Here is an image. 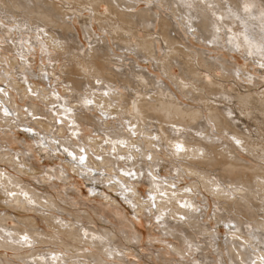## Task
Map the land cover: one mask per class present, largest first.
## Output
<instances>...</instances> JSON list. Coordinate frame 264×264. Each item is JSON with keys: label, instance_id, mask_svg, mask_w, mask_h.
Masks as SVG:
<instances>
[{"label": "rangeland", "instance_id": "obj_1", "mask_svg": "<svg viewBox=\"0 0 264 264\" xmlns=\"http://www.w3.org/2000/svg\"><path fill=\"white\" fill-rule=\"evenodd\" d=\"M53 1L57 2V7H59L61 13L65 12V10H66L67 15L64 17L62 16V14L60 15V13L59 14L57 13L61 19L63 18L64 20L68 21L70 19V16L72 17L71 18L72 23H73V26H75L74 27L75 31L74 30L73 31L76 33V41H77V42H75L76 49H74V50H71L69 46H67L66 44H63V43H62L63 45L62 44L59 45L58 43H56V41L52 43L51 41L46 39L47 38V32H45V31L40 32V34H37L36 31L32 30L31 28L23 27L21 30H18V31L15 30L13 33L14 39L20 43H23L22 48L21 49L19 48V51L22 53L21 56L24 57V59L22 60L20 58V55H18L20 52H15V50H13V46H12L13 44L4 43V41L8 40L9 38L7 37V33L3 30V27L8 29L9 28L8 25H10V21H8V19H1L2 23H0V74H1L0 75V89H3L4 92L7 93V95H5L4 92H0V109L7 108L11 111L12 114L10 116L6 117L3 113V111L0 110V117L4 118V119L0 118V172L4 173L3 177H7V175H10L14 178H16V177L18 179L20 178V180H21V183H19L20 187H21V185L24 187H26V185H27L28 189H30V191L32 192L31 194L30 193H28V194L30 196L32 195L36 201L31 202L30 205H32L33 207H35L38 210H36L35 213H31V211H24L25 213L33 214L36 217L40 216V215H38L39 213L44 215V216L47 214L46 215L47 217H48V215H50V214L52 215L54 213L53 215L58 217V218L54 219L55 221L51 220L52 217L54 218L53 215L49 216L50 218L48 217V220L50 219V222H52V223L54 222L55 224H58V222H57L58 220L59 221H65L66 220L67 222L71 221V222L75 223L76 225H80L79 223H81V224L83 223V225H85V227L87 229H88V227H90L89 228L90 230L95 229V230L99 231V233H103L104 228H106V229L110 228L111 233H109V235L111 236V235H113V233L116 234V237L119 238V239H117V238L115 239L116 242L121 244L120 249H123V251L124 250L125 251L124 252L122 251V253L121 252L117 253L116 251L112 250V253L110 255L108 253H104L105 248L101 247L100 244L96 245V244L87 243V242H74L72 239L68 238L66 235L63 234L64 235L63 236L62 233H56V231H55L56 229L51 228V226L49 227L48 224L45 223L43 219H41L43 221L38 219V224H39L38 226L39 227H38L37 231H41L42 233H44L46 237L43 236V238L46 239L47 241H49L50 243H48V244L41 243L40 244V242L38 243V241H36V240H33V241L30 240V242L32 241V244H33L32 248L33 249L52 248L54 250L55 249H60V250L62 249V254H60V253L57 254L58 255L57 257L62 258V256H64V258L66 259V262L61 263V264H71V261L76 259L75 257L70 258L69 257L70 254L75 256V255L80 254V253L89 254L92 252L100 254L103 259H107L108 264H113L112 261L109 262V260H112V259L116 264H205L206 262L208 264H219L218 255H217L218 252H215V251H216V249L223 247L221 245H224V244L221 242H222L223 236L225 234L227 237H230L231 240L236 239L239 242L240 241L245 242L246 244L244 243V247L250 251L252 257H254L255 254H256V256H258V258L263 256L264 255L263 254L264 253V229H263L264 224H262L263 221L262 222L260 221V219H261L260 216H254V218H249L248 220H246L247 225H248V223L251 224V226H250L251 229H253V230L256 229L255 231L259 232L258 233L259 237L257 236V238L262 239L260 241H262L261 246L263 248L261 249V247L259 246L260 248L257 247L259 249L258 250L255 246H254V248L251 246L253 244H250V243H252V240H254L255 241L254 244H256L258 242L257 238H251L250 239L251 241H249L247 243L243 239V237H240V235H239L241 233L240 229L235 230V229H232L231 227H225L226 224H229V225L232 224V223H230L231 220H221V219L218 220V215L216 214V211L219 210L218 206L220 205L219 203H221V202L217 199V197L219 195L220 196L225 195L226 192L217 193V195H216V193H214V192H216L215 190H217V189H214V187L207 185L208 183H210L208 180H204L201 176L198 177V175H193V174L191 175L190 172L186 171L184 169V167H182L178 164L177 165L180 168L178 170H180V173L175 172L173 169L174 165H172L173 160L170 156L171 154L174 155L172 152L170 155H168L169 153H167V151H164V152H162V154L161 153L159 154L161 157L160 159H154V161L152 160V162L151 161L149 162L147 159V157L149 156V150L152 147L156 148V146L150 144L151 148L147 147V144H146L147 142H145V143L143 142L144 139H142V138H144V136L141 134H140V136H139V134L134 136V137L131 136L127 132L128 125L121 126V120L120 119H117V120L109 119V117H121L124 120L132 122V120H131L132 116L127 114V111L126 112L122 111L121 113H119L118 116H116L115 114H109V116L107 115L106 117L99 116L96 113L100 112L99 110L101 108L94 106L93 109L95 111L93 110L92 112H89L86 109H83L77 101H75V100L73 101L71 98H69L70 102L66 106L75 107V108L79 107L78 109H80L79 113H81L80 114L81 117L78 116V114H79L78 113L76 115V118H75V116L69 115L67 117V119H70V120L76 119V121L81 126L82 142L87 148V160L86 161H88L87 163L89 165H86V167L84 169L80 168L81 170H83V171H80V170L72 167L69 163L66 162L67 158L62 151L58 152L55 150L56 146L52 143V140L55 137H61V147L63 145H65V143L67 141L70 140L69 144L72 146V148L74 150H78V148H77L76 140L70 139L66 135L67 123L65 122L63 125H58L55 123L54 117L59 116V118L61 120H64L65 116L63 115L61 107H60V105H62L61 103L63 100L59 101V103H58L56 101L55 97L53 96L51 89L55 88L56 91H58L62 97L63 96L70 97V95H71L70 93H72V91L69 90L70 84L68 82L64 81L65 78H70V79L75 80V82L78 81V82L74 83V86H76L79 90L78 93H82L83 95L87 94L93 100H96L93 98V96H94L93 89L95 88L93 86H97L96 82H95L96 78L93 76L92 77L90 76V75H92L91 63H90L88 57L85 55V48H89L88 47L89 42H91L92 46H95L96 43L98 44L99 40H100L99 41L100 44H102L103 41H104V43H106L105 47H102V48L99 47L98 48L99 51L95 54V56L92 58V60L96 61L97 63L105 65L107 70H113L112 68L115 69L116 66L118 67V65H123L122 63H120V61L125 56L127 57V59H125V63L126 62L128 64L131 63L130 59H133V57L135 55L133 52L131 53V50H130V52L128 51V54H124L122 52V50L117 46V44L113 41V39L109 37L111 35V33L107 34V32H105L103 29H101L99 27V25H103L105 23H103L101 21L98 22L96 20H94L95 21L94 22L93 18L90 19V17H92L91 15L93 13H91V15L89 14L90 12L88 11L87 8L84 7V5L82 4L83 2H81V3L79 2L77 5L75 2L69 3V4L66 2L64 3V0H53ZM61 1H63V2H61ZM146 1L147 0H138V1L133 0V2H135L136 6H137L136 8H134V11L138 10V8L140 9V8H144L146 6H152L153 10L155 12H157V13L160 12L159 14L160 15L162 14V17H165L167 19V22L168 21L170 22L173 19H174V21L176 20V22H178V27H177L178 29L172 28V30L170 31L169 34L171 36L173 34V37L177 38L183 44L189 45L195 49L196 48L203 49L205 52V57L209 60H212V61L215 60L214 61L215 63L222 61L221 59L223 58V60L229 59V60H227L229 63L233 62L232 65H235L234 63H236V65H239L243 69V71L244 72L246 71L245 73L248 74V77H245L244 78L245 80H243V82L241 81L242 87L244 85H247V84H249V85L252 84L251 82H253V81H251V78L252 79L254 78L253 80H255V79L257 80L256 82H253L254 84H252L255 91L258 89L259 86L264 84V70H261L259 68V64L255 63L256 61L252 60V58L251 59L249 57L247 58V51L246 50L240 49V51H237L233 48H232L233 50H231L230 46L226 42L227 34H224L221 31L220 33L222 34V37H220L221 34L219 33L218 34L219 40L214 41L213 43L209 44L207 42L208 40L205 39V41H204V36H202L201 34H199L201 36L198 35L197 30H195L193 32L187 31L186 24L185 23L183 24L180 22V18H182V19L185 18V15L179 14L178 11L176 10L175 5H172V4L170 5V3L167 4V0L160 1L163 5H160L161 3L158 2V0H150L149 3H147L148 1L147 2ZM227 1H229V0H225V2L223 1L224 3H222V6L224 5L223 7L224 8L226 7L225 11L227 10V7L229 6ZM254 3H256L257 6L262 7L263 11H261V13H263L264 12V7H263L264 6V0H253V2H251V4H254ZM60 6H61V8H60ZM78 6L80 7V9L82 8L81 9L82 11L79 10ZM96 7L102 13L101 15H107L108 14L107 10H104L105 5L103 3H100ZM84 9H87V10H84ZM172 9H173V11H171ZM74 13H76V14L78 13L80 15H78V14L75 15ZM68 14L69 15L72 14V15L69 16ZM166 14H168V15H166ZM87 15H88V17H87ZM175 16H176V18H175ZM82 17H83V19H85L84 20L85 22H86V20H88L87 21L88 24L84 23L85 24L84 26H88V25H90L89 23H91L89 32L87 31L85 33L87 37H84V33L82 31L83 25L79 22L80 19H82ZM12 19H13V17L10 20H12ZM77 19H78V21H77ZM157 19L158 20L156 22V26L154 29L151 27L148 29H144V28H142L141 24L136 25L135 26L136 27L135 28V31H136L135 36L136 37L137 36H144V34H146L148 32L149 33L153 32L156 34L160 33L161 32L160 31V25H159L160 17H158ZM183 21H184V19H183ZM96 22H98V23L96 24ZM47 27H46V29H45V27H42V28L47 30L48 29ZM237 27H238V29L242 30L241 27L238 25L234 26L232 29H235ZM195 29H196V27H195ZM181 30L184 31V32H182L184 34L181 33ZM44 33H46V34H44ZM174 33H175V35H174ZM42 35L45 38L44 37L42 38ZM122 36H125L127 39H129V36H127V34H125V33L122 34ZM197 36H199L200 38ZM38 37H39V39H38ZM28 38H29V40H27ZM198 39H199V41H198ZM42 45H43V48H42ZM69 45H71V44H69ZM157 46L159 47V50L157 51L158 57L162 58L163 52H164V48H163L164 45L159 40V42L157 43ZM174 46L178 47V48H183L181 43H175ZM226 47H229L231 52H229V48L225 49ZM22 49H24L25 52H24V50L22 51ZM44 49H46V51ZM183 50L187 51V49H185V48H183ZM123 51L127 53V51H125V50H123ZM81 53H83V54L81 55ZM228 55H230V56H228ZM41 57H43V62L41 60ZM10 58H12V59L16 58L17 63H14V61H13V64H12ZM219 58H221V59H219ZM135 59L136 58L134 57V59H133L134 62H135ZM253 59L256 60V58H253ZM67 60H69L68 61L69 66H67V67H69V71H67V67H65V65H64ZM136 61L140 64V66L148 74H154L157 79H160V78L163 79V82L165 83V85L166 86L169 85L168 86L169 89H171V87H172L171 90L174 93V98L179 96V97H177V99L178 98L179 99L176 102L179 103V101H180L183 104L189 103L190 105H192V107H197L199 109L201 108L200 104H198L197 102H191L188 99L190 97L191 93L189 95L188 94L185 95L184 92L179 87H176V85L172 82L173 80H170L171 79L170 77H166L161 72L162 71L161 65L157 63L158 60L153 59V58H149L147 60H141L140 58H137ZM84 63H87V65L90 69V71L87 74H85L83 71H81V65L83 66ZM173 65L171 66L170 74L172 73V74H175L176 76L183 77L185 80L190 82L189 84L191 85L190 86L191 89H196V90L201 89V83H202L201 81H199V80L195 81V80L191 79L190 75L185 76L184 74H181V68L179 66H178L179 67L178 68L177 65H175V64H173ZM226 65H228V64H226ZM250 65H251V67H250ZM25 68H27V69L29 68V69L26 70ZM126 68H128V67L126 66ZM195 69L200 74L199 79L203 78V79L207 80V78L204 77V75H205L204 69L201 70L196 65H195ZM30 70L32 72H30ZM44 70L47 71L48 76L51 78L50 80H45L43 77H41L39 75V73L41 71H44ZM53 71L55 72V74ZM221 72L222 71H220L219 69H216L215 74H212V75L219 76L220 74H222ZM195 74H197V73H195ZM176 80L180 81V79L178 77H176ZM14 82L15 83L17 82L23 88L20 87V88H22V89H20L16 85L14 88V84H15ZM231 82H232L231 80H227L224 84H227L229 86V85H232ZM32 84H34V86ZM122 84H123V82H122ZM36 85L39 86V89ZM102 85H105V82ZM115 85L119 86V88H120L119 93L124 92L123 91L124 88H123V86L121 87V85L118 83V80H117V83L113 85V87H115ZM29 88H31V91L33 93H37V95L29 94V91H28ZM165 91H168V90L165 89ZM116 92L117 91H115V93ZM155 92L157 93V90L150 91V93L152 95ZM78 93H76V94H78ZM97 93H100L103 95V90L100 89L99 91H97ZM135 93H136L135 90H131V92L128 94V96L126 98L125 104L128 103V101L133 97V95ZM73 94H75V93H73ZM151 94H150V96H152ZM170 96L172 97V95H170ZM27 97H29V98H27ZM191 97H194V95H191ZM194 98H200L201 99V97H199L197 95ZM136 100H138V99H136ZM175 100H176V98H175ZM202 100H205V98L202 97L201 101ZM113 102L114 101L111 102V105H112L111 109L113 108V105L115 106V103H113ZM73 103H74V105H73ZM101 103H103V102H100L99 104H95V105H97V106L102 105ZM209 103L210 102L208 101L207 104L209 105ZM52 105H57V106L52 107ZM235 105H234L235 108H240L238 103H236ZM34 106H35V108L37 107L36 109L39 110L38 112H34V110H32V108L30 109V107H34ZM103 108H104V106H103ZM25 109H27L31 113H37V114H33L32 116H29L26 114ZM115 109L118 111L119 107L115 108ZM101 111H104V110H101ZM204 111H205V108H204ZM93 112L95 113V116H98L99 118L102 119V122H106L109 125L112 123H115V124L120 123L119 127H121V128L119 129L118 133L124 135L125 138L127 137L126 142H128V141L130 142V140L137 141V142H135L136 144L134 143L132 145H127L128 143H126V146L121 147L122 150H125L127 148L132 149L134 151V154H131L130 152H126V151H123L124 153L120 154V153H118V150H116L117 155L127 156V155L131 154V156H132L131 162L119 161V163L121 162V164L118 168H117V165H114V164L112 166L111 165L105 166V164H102V166L100 168L96 166L102 160L97 161L94 158L93 153H95V154L100 153V155H102L104 157H109V158L112 157L111 159H113V155H112L111 144H108V147H109L108 153H105L102 151L103 149H101V148L105 147V145L103 144V139L100 143H95V141H99L100 138H102V137L101 136L93 137V136H90L88 134V130H87L88 127L95 128V126H98V128L101 129L98 125L99 124L98 121H96L97 119L92 116ZM234 115H235V117H234ZM34 116L36 118H33ZM84 117H86V120ZM230 117L235 118V120H237V121L233 120L234 124L235 123L241 124V126L239 124L235 125V127H237V128L240 127L238 129L236 128L239 131L242 129V131L244 132V130L245 129L247 130L248 127L251 131H253L254 127H251L252 126L251 123H254V122L257 123L260 128L264 129V122L260 123V122L249 120L248 118H243V117H241V119H240V117H238V114H235V113H233V115H230ZM80 119H82V120H80ZM201 120L203 122L205 121V119H201ZM201 120H199V121H201ZM147 122H149V126L147 129H150L153 133L156 131L158 132L157 126H156L159 123L158 121H155L152 119V120H147ZM203 122L201 123L202 125H203ZM44 123L48 124L47 127L45 126L46 124L44 125L46 128L42 125ZM152 124H153V126H150ZM208 124L211 126V123H208ZM50 125H52V126H50ZM100 126L104 127V124L100 125ZM154 126L156 128H153ZM175 126H177L179 128V130L183 129L182 125L174 124L172 127L175 128ZM244 126H246V127H244ZM28 128H30L31 131H26V129H28ZM198 128L199 127H196L195 129L197 130ZM246 130H245V132H246ZM190 132L192 133L193 136H197V137L202 136L203 137V133L200 134L199 130H197V132H195L194 129H190ZM212 132H213V134L218 135L215 132L214 128H212ZM229 134L231 136H229ZM226 136L230 140H232V134L230 131L226 132ZM90 137H92L93 139L91 140ZM42 138H45V141L48 142L50 144V146H47V148H44V147L39 146L40 143H38V144L36 143V142H39L40 140H42ZM128 138H129V140H128ZM19 142H21V144ZM208 142H209V140H208ZM44 144H45V142H44ZM133 145L140 148L141 150L139 152L136 151L135 148L132 147ZM235 145L237 146V144H235ZM212 146H214V151L224 152L222 150V146H219L218 143L215 142V143H213ZM94 147L97 149L98 153H96V150ZM162 148H163V150L167 149V147H165V146ZM49 149H51V151H49ZM157 150H159V149H157ZM144 152H146V155H144ZM237 152L239 154H241L242 156L244 155L243 151L239 150ZM3 154H5L7 157H4V159L2 158L3 160H1V157H3ZM13 154H15V155H13ZM217 158L219 159V156ZM11 160L14 162L12 163ZM21 161H24L26 164L23 165ZM94 162H95V164L96 163L97 164L95 165ZM27 163H28V165H27ZM129 163H132V164L129 166L126 165ZM68 164H69V166H68ZM148 164H151V167H149ZM251 164H252V162H251ZM103 165H104V167H103ZM142 165H144L143 166L144 168H142L144 173H145L144 179L147 178L146 173L151 169L155 175L159 174L160 177H165V176L171 177L172 175H175L176 176V181H175L176 189L182 187L181 190H178V193L176 194L177 198L181 197V199H182L181 201L177 198H176V200H174L172 198V200H170L172 203L166 202V204H165L166 208L165 209L163 208L164 210L162 208L157 207L159 210L158 212L165 213V218L160 223L156 222L155 216L152 215L151 211H146V209H150V202L147 205V204H145L146 199L141 198V193L146 194L151 190L150 185L147 184V182L145 183L144 179L140 178V177H138L136 180L129 181L127 178L122 177L118 171V169H120L122 167L123 168H134L135 171L137 173H139V172H141V170L139 168ZM61 168H63L66 171V175H62ZM89 169H93L94 171H89ZM101 170H103V172L105 173L104 176L100 175ZM211 172L210 173L213 174L212 178L215 179L217 174L214 173L215 171L211 170ZM113 175L114 176L116 175L115 180L112 179L113 177L111 178V176H113ZM245 177H246V175H242V178L244 180H245ZM10 180H11V178H10ZM122 180H124V181H122ZM253 180L254 179L252 178L251 181L253 182ZM115 181H119V183H116ZM168 181H172V180L169 179ZM251 181H250V183L248 182L247 185L252 184ZM205 182H206V184H205ZM192 183H194L196 185L194 187H191L190 184H192ZM121 184L130 188L131 191L124 192L123 189L121 188ZM12 185L13 184L10 182V185H9L10 188H14V186H12ZM163 186H165V185H163ZM239 186L241 187V185H239ZM20 187H18V185L15 186V188H17L19 190H20ZM225 187L227 189L231 188L229 184H227ZM184 188H190L191 189L190 193L185 192L186 196H184V191H183ZM135 189H136V192H135ZM176 189H175V191L177 192ZM162 190H163V188H162ZM166 191L169 193V196L171 197L172 189L168 188ZM18 193H19L21 199L23 197H29L28 195L25 196L24 195L25 193L21 190ZM47 194L49 196V199H51V201L53 200L57 206L45 205V204H47V200H46V198L48 197ZM258 194H261V193L258 192ZM125 195L126 196L128 195L127 196L128 200H131L132 204H135V208H133L132 204H130L128 202V200L124 199ZM253 195H252V193H248V195H246V198L249 199V201H251V203L250 202L248 203L249 207H250L249 213L254 214V211H255L258 214L259 213L261 214L264 212V209H262L260 207L257 208V205L259 204V202H258L259 200H256V199H258L257 198L258 195L257 194H255V196H253ZM235 196H237V195H235ZM231 197H232V195H231ZM61 199L64 202L60 201ZM186 199H188V201L191 202V204L193 205V207L191 209L196 214L195 220L197 223H195V224H190L191 220H189L188 217H186L184 215L185 214L184 212L182 213V208L179 206V203H177V201L182 202V201H185ZM242 200H244V199H241V201ZM1 202L2 201L0 200V203ZM160 202L161 201H159L157 198L156 203L160 204ZM163 202H165V201H163ZM39 203H42V205ZM146 203H148V202L146 201ZM252 203H255V204H252ZM46 207H48V208H46ZM56 207L57 208L59 207L58 208L59 210H56L57 209ZM173 207L174 208L176 207L175 208L176 210ZM197 208H199V211H196ZM178 209H179V211H178ZM183 209L187 210L185 208H183ZM8 211H9L8 212L9 215L13 217L12 213H15V211L14 210H12L13 212H11L10 210H8ZM43 211L46 214H44ZM47 211H48V213H47ZM70 211L80 215L84 222H78V224H77L74 221L75 219H73V216L70 213ZM95 212L99 213L98 216H100V214H101L102 217L97 218ZM87 214H89L93 220L89 219V218H85ZM182 214H183V216L186 217V219H184V220L179 219V217ZM197 215H198V217H197ZM62 217L64 219H62ZM103 217H104V221L102 220ZM108 218H109V220H107ZM14 220L15 221L13 223H11L10 221H8V223L15 225V226L19 225L20 220H17L15 218H14ZM66 221H65V223H67ZM86 221H88V222H86ZM89 221L90 222L92 221L91 224ZM217 221H220V222H217ZM226 221H227V223H226ZM15 222H16V224H15ZM93 222L94 223L96 222V223L94 224ZM60 223H62V222H60ZM259 223H260V225H259ZM92 224H93L94 228L92 227ZM122 225H125L124 228L126 227L125 229L127 232H122L120 229H118V226L121 227ZM170 225L171 226L175 225L177 228H183V229L187 230V232H189V233H194V235H197L196 236L197 243H201V246H204L206 249L195 248L196 244H193L190 242H188L186 244L188 239H186L182 233L178 234L179 232L177 233V230L175 231L176 232L175 233L174 230L169 229ZM194 225L196 228H199L198 229L199 234L196 233L197 231L195 232L196 228L194 227ZM20 226H21V224H20ZM64 226H65V224H64ZM133 226H134V228H132ZM21 227L23 229L24 226H21ZM113 228H114V231H116V232L113 231ZM200 228L202 230H200ZM206 228H207V230H206ZM133 229H136L138 231V234L140 235V238L137 241H135L131 237L132 236L131 231L133 233ZM208 230H210V231L208 232ZM214 231H216L218 233V235H220L222 237L221 242H220V240L219 241L217 240V242H219V245H217L215 247V251H213V249H214V248H212L213 246H209L208 243L206 242L207 239L210 237L211 233ZM236 232H238V233H236ZM128 233H130V234H128ZM23 234H25V233H23ZM234 234H236V235H234ZM241 234H243V233H241ZM21 235H22V233L19 234V236H21ZM49 236H51V237H49ZM58 236L59 237L61 236L60 238L62 240H64L63 242L66 241V242L71 243V245L68 247V251H66L61 246L60 247L58 246L60 244V242L62 241L60 238H58V242H56L55 239H53V238L58 237ZM237 237H238V239H237ZM37 238L40 239L41 237H37ZM127 238H129V239H127ZM94 240L96 241V239H94ZM194 243H196V242H194ZM189 244H191V248L188 247ZM173 245H175V247H178V250L175 249ZM192 245H193V247H192ZM37 246L38 247L40 246V247L36 248ZM248 246L250 247V249L248 248ZM25 247L29 249L30 246H25ZM238 247L241 248L240 245ZM251 248H252V250H251ZM63 249H64V251H63ZM98 249H100V250H98ZM221 251H223L222 253H224L226 251L225 253H228L229 256L233 257L235 262L240 264L239 256L236 255L235 249L230 247V245H228V247L226 249L222 248ZM12 252L13 251H10V250H6V252H5L4 250L0 249V254H4L5 257H7V258H9V255H11ZM255 252H257V253H255ZM201 253L207 254L209 256L206 258L207 260L203 258L202 261H204L205 263L198 262V258H200ZM50 254H52V253H50ZM124 254H127V255H124ZM211 258H213V260H211ZM78 259H79L80 263H82L83 259L89 261V264L93 263L90 260V258L80 257ZM75 261H78V260H75ZM17 262L20 263L21 261L16 260V263ZM58 263L55 262L54 264H58ZM225 263L226 264H234L233 262H229L228 259L225 261ZM5 264H8V263H5Z\"/></svg>", "mask_w": 264, "mask_h": 264}, {"label": "bare ground", "instance_id": "obj_2", "mask_svg": "<svg viewBox=\"0 0 264 264\" xmlns=\"http://www.w3.org/2000/svg\"><path fill=\"white\" fill-rule=\"evenodd\" d=\"M134 1H136V0H134ZM147 1H146L147 3L150 2V0H147ZM160 1H162V0H158V2H160ZM223 1L225 2V0H203V2H202V0H167V4L170 3V5L171 4L175 5L178 13L185 15V18H183L184 21L182 18H180V22L183 24L185 23L186 25L191 23L194 28L196 27L198 35L201 34L202 36H204V41H205V39L209 40L213 37V35H216V33L214 31V27H220L221 31L224 34H227L226 29L228 27L233 28L236 25L240 26V21L238 19H235L234 16L229 15V9H230L231 13L244 17V19L247 21L250 33L256 38V40L258 42L259 35H260V26H261L260 16L262 14L261 11H263L262 7L257 6L256 3L252 4V5H254L253 16L255 17V19H253L251 17L246 16L243 13V8H242V6L244 4H246V3L251 4V2H253V0H229V1H227L229 6L227 7L226 11H225L226 7L224 8L223 7L224 5L222 6V3H224ZM61 2H63V1H61ZM65 2L68 4L75 2L77 5L79 2L80 3L83 2L82 4L84 5V7L87 8L88 11L90 12L89 14L91 15V13H93L91 15L92 17H90V19L93 18V21L96 20L98 22L101 21V22L105 23V24L102 23L103 25H99V27L101 29H103L105 32H107V34L111 33V35L109 37L113 39V41L117 44V46L122 50V52L124 54H128V51L130 52V50H131V53L132 52L134 53V55H135L134 57L136 59L140 58L141 60H147L149 58H153V59L158 60L157 63L161 65V69H162L161 72L166 77H170L171 78L170 80H173L172 82L176 85V87H179L184 92L185 95H187V94L189 95L191 93V95H194V97L197 95V96L201 97V99H202V97L205 98V100H202V101L200 98L191 97V95L188 98L191 102H197L198 104H200L201 105L200 109L197 107H192V105H190L189 103L183 104L180 101L178 103L176 101H178L179 98L177 99V97H179V96L175 97L176 98V100H175L174 93L171 90L172 87H171V89H169V87H168L169 85L166 86L165 83L163 82V79H161V78L157 79L154 74H148L140 66V64L136 61V59L134 62V60H133L134 57H133V59H130L131 60V63H129L130 65L127 62L125 63V59H127V57L125 56L120 61V63H122L123 65H118V67L116 66L115 69L112 68L113 70H107L105 65L97 63L96 61L92 60V58L95 56V54L99 51L98 48L99 47H101V48L105 47L106 43H104V41L102 40L103 43L100 44L99 43L100 40L98 39L99 40L98 44L96 43V45L92 46L91 49L85 48V55L88 57V59L91 63L92 75H90V76L91 77L93 76L95 78L99 77L102 81V84H104V82H105V85H107L108 89H110L109 95L107 97H104L102 94L97 93V92L93 93L94 94L93 98L96 99V100H94L95 104H99L100 102H103L101 104L104 106V108L102 107L103 109H100L99 111L104 110L103 112L107 113L108 116H109V114H115L116 116H118L119 113H121L122 111L123 112L127 111V114L132 116V118H131L132 122H130V124L136 125V128H135V131L137 133L136 135L139 134V136H140V134H141L144 136V138H142V139L145 140V141L143 140L144 143L147 142L146 143L147 147L151 148L150 144H152V145L156 146L157 149H159V150H157L155 147H152L151 148L152 150L151 149L149 150V155H151V162H152V160L154 161V159H160L161 157L159 154L160 153L162 154V152H164V151H167V153H169L168 155H170L172 152L174 155L171 154L170 156L173 160L172 165H174L173 169L175 172L180 173V170H178V169H180L178 165H180V166L184 167V169L186 171L190 172L191 175L192 174L198 175V177L201 176L204 180H208L210 183H208L207 185L214 187V189H217V190H215L216 192L213 191L214 193H216V195H217V193L226 192L225 195H222V196L219 195L217 197V199L221 202V203H219L220 205L218 206L219 210L216 211V214L218 215V220L219 219L231 220L230 223L235 224V230L240 229V232L246 236L245 237L241 233L239 234L240 237H243V239L247 243L249 241H251L250 240L251 238H257V236L259 235L258 234L259 232L255 231L256 229L254 230V236L249 235L248 228L251 226V224L248 223V225H247L246 220H248L249 218H254V216H260V218H261L260 221L261 222L263 221L262 224H264V212L261 214L260 213L258 214L257 212L254 211V214H250L249 213L250 207H249L248 203L249 202L251 203V201H249V199L246 198V195H248V193H252V195L254 194L253 196H255V194H257L258 199H256V200H259L258 201L259 204L257 205V208L260 207V208L264 209V129L260 128L258 126V124L254 122V123H251V125H252L251 127H254L253 131H251L249 129V127L247 128V130L244 128L246 130V132H245V130L243 132L242 129L239 131L237 129L240 127H238V128L235 127V125L239 124V123L234 124L233 120L234 121H237V120H235V118L230 117V115H233V113H235V114H238V117H240V119H241V117H243V118H248L249 120H253L256 122L263 123L264 122V84L259 86L258 89L255 91L252 84H254L253 82H256L257 80L256 79L253 80L254 78L253 79L251 78V81H253V82H251L252 84H250V85L247 84V85H244L242 87L241 85H242L243 80H245L244 78L248 77V74L245 73L246 71L244 72L243 69L239 65H236V63H234L235 65H232L233 62L232 63L230 62L231 63L230 64L227 61L229 59L223 60V58L222 59L219 58L222 61L215 63L214 62L215 60L212 61V60H209L205 57V52L203 49H201V48L195 49L189 45L183 44L177 38H174L173 34L171 36L169 33L172 30V28L178 27V22H176V20L174 21V19L171 20L170 22L169 21L167 22V19L165 17H162V14L161 15L159 14L160 12L159 13L155 12L153 10L152 6H146L144 8H140V9L138 8V10L135 9L136 11H134V8H136L137 6H136L135 2H133V0H64V3ZM100 3H103L105 5L104 10H107V12H108L107 15H101L102 13L97 9L96 6H98ZM185 3L191 4V8L185 7L184 6ZM209 3L214 5L215 7L209 8L208 7ZM160 5H163V4L161 3ZM60 8H61V6H60ZM81 9L79 7V10H81ZM87 9H84V10H87ZM171 11H173V9ZM213 12H215L217 15L225 16L226 19L223 21L216 20L215 16L212 15ZM57 13L58 14L60 13V15L62 14L63 17L67 15L66 10L63 13L60 12L59 7H57V2H54L53 0H0V23H2L1 19H8V21H10V25H8L9 28L10 27L14 28L17 31L21 30L23 27L31 28L32 30L36 31L37 34H40V32L37 31L38 28L45 27V29H46V27L48 26L47 30L44 29L45 32H47V38L46 39H48L52 43L55 41H59V43H58L59 45L63 43V44H66L67 46H69L71 50H74V49H76L75 42H77V41H76V33L74 32L75 26H73L72 19H71L72 17L70 16L72 14H70V15L68 14L70 16V19L68 21H66L63 18L61 19ZM74 14L77 15L78 13L77 14L74 13ZM78 15H80V14H78ZM166 15H168V14H166ZM189 16L191 17V19H189ZM12 17H13V19L10 20ZM87 17H88V15H87ZM158 17H160V21H159L160 22L159 23L160 31H161L160 33L156 34L153 32L152 33L148 32V33H146L147 35L144 34V36H137V37L135 36V34H136V31H135L136 27L135 26L136 25L141 24L142 28H144V29H148L150 27L154 29L156 26V22L158 20L157 19ZM175 18H176V16H175ZM84 20L85 19H83V17H82V19H80L79 22L83 25L82 31L84 33V37H87L85 33L87 31L89 32L91 23H89L90 25H88V26H84L85 25L84 23H87V21H88V20H86V22H85ZM77 21H78V19H77ZM98 22H96V24ZM9 28L7 29V28L3 27V30L7 33V37L9 39H14V37H13L14 32H10ZM240 31L241 30L238 29V27L235 29H232L233 33H239ZM182 32H184V31L181 30V33ZM124 33L127 34V36H129V39H127L125 36H122V34H124ZM44 34H46V33H44ZM182 34H184V33H182ZM174 35H175V33H174ZM201 35H199V36H201ZM199 36H197V37H199ZM43 37L44 36L42 35V38ZM220 37H222V34L220 35ZM27 40H29V38ZM159 40L164 45V47H163L164 52H163L162 58H159L158 53H157V51L159 50V47L157 46V43L159 42ZM198 41H199V39H198ZM226 41H227V38H226ZM175 43H181L182 47L187 49V51H184L183 48L175 47L174 46ZM240 43H241L240 49H244L247 51V47L243 44L242 38L240 39ZM22 44L23 43H20L17 40H15V43L12 45L13 50H15V52H20L19 48L20 49L22 48ZM69 44H71V45H69ZM227 48H229V47H226L225 49H227ZM230 48H231V50H233L231 46H230ZM230 48H229V52H231ZM23 50L24 49H22V51ZM123 50L127 51V53L124 52ZM24 52H25V50H24ZM21 54L22 53L20 52L19 55L21 56ZM228 56H230V55H228ZM249 58L250 59L252 58V60L256 61L255 63H257V64L262 62L260 60L259 56H253V57H249ZM253 58H256V60ZM10 60H11L12 64H13V61H14V63H17L16 58H13V59L10 58ZM68 61L69 60H67L66 63L64 64L65 67L69 66ZM173 64H175V65H177V67L179 66L181 68V74H184L185 76L190 75L191 79H193L195 81H197V80L201 81L202 82L201 83V89H199V90L191 89V87H190L191 85L189 84L190 82H188L187 80H185L181 76H176L175 74H172V73L170 74L171 66ZM226 64H228V65H226ZM195 65L198 66L201 70L204 69V71H205L204 77L207 78V80H205L203 78L199 79L200 74L195 69ZM126 66L128 68H126ZM81 67H82V65H81ZM250 67H251V65H250ZM216 69H219L220 71H222L221 72L222 74H220L219 76L212 75V74H215ZM67 71H69V67H67ZM30 72H32V71L30 70ZM195 73H197V74H195ZM54 74H55V72H54ZM176 77H178L180 79V81H177ZM117 80H118V83L121 85V87L123 86L124 92L119 93L120 88L117 85H115V87H113V85L117 83ZM227 80H231L232 85L228 86L227 84H224ZM64 81L68 82L70 84L69 90L72 91V93H70L71 95L69 98H72L73 95H80V96L83 95L82 93H78L79 92L78 88L76 86H74V83H76L78 81L75 82V80L70 79V78H65ZM122 82H123V84H122ZM15 85L18 86V88L22 87L17 82L14 84V88H15ZM32 85L34 86V84H32ZM37 87L39 89V86H37ZM93 87L96 88L97 86H93ZM22 88H20V89H22ZM100 89L104 91V89L102 87ZM165 89H167L168 91H165ZM131 90H135L136 93L128 101V103L125 104L126 98H127L128 94L131 92ZM152 90H157V93L155 92L152 95L150 93V91H152ZM115 91H117L116 92L117 94L115 93ZM73 93H75V94H73ZM76 93H78V94H76ZM150 94L152 96H150ZM170 95H172V97ZM88 97L90 99H92L90 96H88ZM27 98H29V97H27ZM136 99H138V100H136ZM112 101H114L113 103H115V106L113 105V108L111 109V107H112L111 102ZM208 101L210 102L209 105L207 104ZM236 103H238L240 108H235ZM61 104L64 105V101H62ZM73 105H74V103H73ZM118 107H119V110L117 111L115 108H118ZM31 108H32V110H34V112L39 111L38 109H36L37 107L35 108V106L30 107V109ZM204 108H205V111H204ZM33 114H37V113H33ZM77 114L71 115V116H75V118H76ZM80 114L81 113H79L78 116H80ZM92 116L97 119V120L96 119L95 120L98 121V123H99L98 125L101 129H115L118 132L119 129L121 128V127H119L120 123H118V124L112 123V124H110L111 125L110 126L108 123L102 122V119L99 118L98 116H95L94 112H93ZM234 117H235V115H234ZM0 118L4 119L3 117H0ZM84 118L86 120V117H84ZM152 119L159 122L156 125L158 132L154 129L156 132L153 133L150 129H147L149 126V122H147V120H152ZM201 119H205V121L207 123L205 121L203 122ZM80 120H82V119H80ZM199 120H201L203 122V125L201 124L202 122ZM208 123H211V126ZM45 124L46 123H44L42 125L44 126ZM103 124H104V127H101L100 125H103ZM174 124L182 125L183 129L179 130V128L177 126H175V128H173L172 126ZM47 125L48 124H46L45 126L47 127ZM239 125L241 126V124H239ZM50 126H52V125H50ZM150 126H153V124ZM196 127H199L197 130H199L200 134L203 133V137L202 136L197 137V136L192 135V133L190 132V129H194V131L197 132V130L195 129ZM244 127H246V126H244ZM97 128H98V126H95L94 129H97ZM153 128H156V127L154 126ZM212 128H214L215 132L218 135L213 134ZM227 131L231 132L232 137H235L236 139H239L241 141V144L239 146L235 145L236 143L234 142L233 139L230 140L226 136ZM229 136H231V135L229 134ZM153 137H155V139H153ZM90 138H91V140L93 139L92 137H90ZM110 139H112V140L124 139L126 141L127 137L125 138L124 135L119 133L118 136L117 135H111ZM42 140H43V142H45V144L47 146H50V144L45 141V138H42ZM128 140H129V138H128ZM208 140H209V142H208ZM101 141H102V138H100L99 141H95V143H100ZM40 142H41V140L39 142H36V143L38 144ZM135 142H137V141L130 140V142L128 141L126 143H128L127 145H132ZM176 142L182 143L184 145L186 151H184L178 155L175 154L174 149H173V144ZM215 142L218 143L219 146H222V150L224 152L214 151V146H212V145ZM19 143L21 144V142H19ZM69 143H70V140L67 141L65 143V145L69 144ZM164 146L167 147V149L163 150L162 147H164ZM108 148H109L108 145H105V147L101 148V149H103L102 150L103 152L108 153ZM95 150H96V153H98L96 148H95ZM116 150H118V153H120V154L124 153L123 151L130 152L131 154H134V151L132 149L127 148L125 150H122L121 146H119L118 144L116 145ZM239 150L243 151V153H244L243 156L237 152ZM5 154H3V157H1V160H3L4 157H7ZM13 155H15V154H13ZM144 155H146V152H144ZM218 156H219V159L217 158ZM111 158L103 156V160L101 161L102 163L101 162L98 164L96 163L97 164L96 165L94 162V164L99 168L102 166V164H105V166L106 165L112 166L114 164V165H117V168H118L120 166L121 162L119 163V161H117L115 159H111ZM13 162L14 161H12V163ZM21 162L23 165L26 164L24 161H21ZM87 162L88 161H86V165H89ZM251 162H252V164H251ZM131 164L132 163H129L126 165L129 166ZM27 165H28V163H27ZM148 165H149V167H151V164H148ZM68 166H69V164H68ZM143 166L144 165L140 166L139 169L143 170L142 169V168H144ZM103 167H104V165H103ZM76 169L83 171L78 167H76ZM211 170L215 171L214 173L217 174V175L215 174L216 175L215 179L212 178L213 174H211L212 173ZM149 171H152V170L150 169ZM242 175H246L245 180L242 178ZM115 176L113 175V176H111V178L115 177ZM10 178H11V180H10ZM252 178L254 179L253 182L251 181ZM122 181H124V180H122ZM144 181H145V183L147 182V184L150 185L151 190L154 191V189L152 188L151 181L148 178L144 179ZM250 181L252 182V184L247 185V183L248 182L250 183ZM10 182L13 184L12 186H14V188H10V186H9ZM172 182L173 181H168V184L170 185V184H172ZM19 183H21V180H20V178L18 179L17 177L14 178L10 175H7V177H0V200L2 201L0 203V249L4 250L5 252H6V250L13 251L12 252L13 254L11 253V255H9V258L5 257L4 254H0V264H5V263H8V264H54L55 262H57V263L59 262L61 264V263L66 262V259L64 258V256H62V258L57 257L58 256L57 254H59V253L62 254V249L61 250L60 249L54 250L52 248H39L40 246L36 247L39 249H33L32 248L33 247L32 246L33 240L38 241V243L40 242V244L41 243H43V244L50 243L49 241H47L46 239L43 238V236H45L44 233H42L41 231H37V229L39 227L38 226L39 225L38 219L39 220L43 219L44 222L47 223L49 227L51 226V228L56 229L55 230L56 233H62V235L63 234L66 235L68 238L72 239L74 242H87V243H93L96 245L100 244L101 247L105 248L104 253H108L110 255L112 253V250L116 251L117 253L118 252L122 253L123 249H120L121 244H119L115 240L117 238L116 234H114L112 232L113 235H111V236L109 235V233H111L110 228L109 229L104 228L103 233H99V231H97L95 229L90 230L89 229L90 227H88V229H87L85 227V225H83V223L82 224L79 223L80 225H76L75 223H73L69 220H68L69 222H67L65 220L67 223H65V221H62L63 224L62 223L55 224L54 222H53L54 223L53 224L52 222H50V219L48 220V217L52 216L54 213L52 215L51 214L48 215V217L46 216L47 214L44 211L43 212L46 215L44 216V215L39 213L38 214V215H40L39 217H36L33 214L25 213L24 211H31V213H35L36 210H38V209H36L32 205H30L31 202L36 201L32 195L30 196L28 194V193H30V194L32 193L30 191V189H28L27 185H26V187H24L22 185L20 187ZM205 184H206V182H205ZM227 184H229L231 188L227 189L225 187ZM17 185H18V187H20V190L23 191L24 193H26L29 197H23L24 199L23 198L21 199V197L18 193L20 190L15 188V186H17ZM163 185L164 184L161 181V190H162V188L165 191L168 188L170 189V187H165ZM195 185L196 184H194V183L190 184L191 187H194ZM239 185H241V187ZM181 188L176 189L177 190V192L175 191L176 194L178 193V190H181ZM8 192H12L15 195L9 196L7 194ZM135 192H136V189H135ZM258 192H260L261 194H258ZM231 195H232V197H231ZM235 195H237V196H235ZM47 196H48V194H47ZM168 196H169V193H168ZM184 196H186L185 192H184ZM157 198L159 201H161L159 197H157ZM172 198L174 200H176L177 196L172 197V194H171V197L169 196V199L163 200L165 202L161 201L160 204H157V207L165 209L166 208L165 207L166 202H171L170 200H172ZM177 199H179L180 201L182 200L181 197H178ZM241 199H244V200H242L243 202L241 201ZM46 200H47V204H45V205L57 206L53 200L51 201V199H49V196L46 198ZM186 200L188 201V199H186ZM29 201H31V202H29ZM60 201H63V200L61 199ZM39 204L42 205V203H39ZM145 204L148 205L149 202L146 203V201H145ZM252 204H255V203H252ZM46 208H48V207H46ZM58 208L56 210H59ZM158 208H157V210H158ZM8 210H10L11 212H13L12 210L15 211V213H12V214H13V217L15 219L20 220L19 225L15 226V225L8 223V221H10L11 223H13L15 221L14 218L9 215ZM178 211H179V209H178ZM183 212L185 213L184 215L186 217H188L189 220H191L190 224L197 223L195 220L196 214L192 211V209L184 210L182 208V213ZM47 213H48V211H47ZM70 213L72 214L73 219H75L74 221L77 224H78V222H84L82 217L80 215H78L77 213H74L72 211H70ZM98 214L99 213H96L97 218L102 217L101 214H100V216H98ZM197 217H198V215H197ZM55 218H58V217L54 216V218L52 217L51 220L55 221L54 220ZM85 218L92 219V217L89 214H87ZM62 219H64V218L62 217ZM43 220H41V221H43ZM102 220L104 221V217ZM107 220H109V218ZM86 222H88V221H86ZM91 222H90V224H91ZM217 222H220V221H217ZM226 223H227V221H226ZM15 224H16V222H15ZM20 224H21V226H24L23 229L20 226ZM64 224L66 227L64 226ZM259 225H260V223H259ZM122 226L121 227L118 226V229H120L122 232H127L125 229L126 227L124 228L125 225H122ZM92 227H93V224H92ZM194 227H195V225H194ZM132 228H134V226ZM169 229L174 230V232L177 230V233L179 232L178 234L182 233L184 235V237L186 239H188L186 244L188 242H190V243L196 244L195 248L206 249L204 246H201V243H197V239H196L197 235H194V233H189V232H187V230H185L183 228H177L175 225L174 226L170 225ZM198 229L199 228H196L195 232L197 231L196 233L199 234ZM263 229H264V227H263ZM200 230H202V229L200 228ZM206 230H207V228H206ZM113 231H114V228H113ZM209 231L210 230H208V232ZM114 232H116V231H114ZM20 233H22V235L26 234L29 237V241L32 240L30 242V244L29 243H17L16 242L20 238V236H19ZM23 233H25V234H23ZM85 233H87V235H85ZM236 233H238V232H236ZM128 234H130V233H128ZM131 235H132L131 237L135 241H137L140 238V235L138 234V231L136 229H133V233L131 231ZM234 235H236V234H234ZM37 237H41V238L38 239ZM49 237H51V236H49ZM60 237L58 236V237H55L53 239H55V241L58 242V238H60ZM93 237H96V241L93 239ZM117 239H119V238H117ZM127 239H129V238H127ZM221 239H222V237L220 235H218V233L216 231H214L211 233L210 237L207 239L206 242L208 243L209 246H213L212 247V248H214L213 251H215V247L217 245H219V242H217V240L218 241L220 240V242H221ZM260 240H262V239L257 238V241H258L256 243L257 245L254 244L255 241L252 240V243H250V244H253V245H251V246L253 248H254V246L256 248L261 247V249H262L263 248L261 246L262 241H260ZM63 241L64 240H62L60 242V244L58 243L59 244L58 246L59 247L61 246L66 251H68V247L71 245V243L66 242V241L63 242ZM194 242H196V243H194ZM242 242L243 241L239 242L236 239L231 240L230 237H227L224 234L223 240L221 242L224 245H221L223 247H220V246L219 247L221 249L222 248L226 249L228 247V245H230V247L235 249L236 255L239 256L240 261H242V260H244V261L256 260L257 264H259V258L260 257L258 258V256H256V254L254 255V257H252L251 253L248 249H246L245 247L244 248L238 247L239 245L242 244ZM244 243L245 242H243V244ZM25 246H30V247L28 249ZM173 246L175 249L178 250V247H175V245H173ZM192 247H193V245H192ZM220 248H218L220 251L218 249H216V251H215V252H218L217 255H218L219 264H226L225 261L227 259L229 262H233L234 264H239V263L234 261L232 256H229L228 253H225L226 251L224 253H222L223 251H221ZM248 248L250 249L249 246H248ZM64 249H63V251H64ZM98 250H100V249H98ZM251 250H252V248H251ZM50 253H52V254H50ZM255 253H257V252H255ZM124 255H127V254H124ZM69 257L70 258L75 257L76 258L75 260H78V261L72 260L71 264H83V263L89 264V261L84 260V259L82 260V263H80V261L78 259L80 257L90 258V260L93 262L92 264H108L107 259H103L100 254L93 253V252L89 253V254L80 253V254H77L75 256L70 254ZM207 257H209L207 254L201 253L200 258H198V262L205 263L202 260H203V258L206 259ZM16 260H19L21 262L16 263ZM211 260H213V258H211ZM111 261L113 262V264H116L113 261V259L109 260V262H111Z\"/></svg>", "mask_w": 264, "mask_h": 264}, {"label": "snow or ice", "instance_id": "obj_3", "mask_svg": "<svg viewBox=\"0 0 264 264\" xmlns=\"http://www.w3.org/2000/svg\"><path fill=\"white\" fill-rule=\"evenodd\" d=\"M203 2V0H202ZM185 7L191 8V4L189 3H185L184 4ZM209 8H214L215 6L212 4H208ZM243 8V13L248 16L251 17L253 19H255V17L253 16V11H254V5L252 4H244L242 6ZM213 16H215L216 20L218 21H223L226 19L225 16L223 15H217L215 12L212 13ZM229 15L230 16H234L235 19H238L240 21V27H241V31L239 33H233L232 32V28L228 27L226 29L227 32V43L235 50L239 51L240 47H241V43H240V39L242 38L243 40V44L247 47V57H253V56H259L260 60L262 61L261 63H259V68L261 70H264V13L261 14L260 19H261V26H260V35H259V40L257 42L256 38L250 33L249 28H248V24L247 21L244 19L243 16L240 15H236L231 13V10L229 9ZM189 19H191V17L189 16ZM187 27V31L188 32H193L196 29L193 27V25L191 23L186 25ZM10 32H14L15 29L14 28H10L9 29ZM38 32H44V28H38L37 29ZM214 31L216 33V35H213V37L211 39H209L207 42L209 44L213 43L214 41H218L219 40V33L221 32V28L220 27H214ZM39 39V37H38ZM4 43L7 44H14L15 40L14 39H8L5 40ZM56 43H59V41H56ZM88 47L91 49L92 48V44L91 42H89ZM43 48V45H42ZM46 51V49H44ZM83 53H81L82 55ZM19 55V54H18ZM20 58L23 60L24 57L20 56ZM41 60L43 62V57H41ZM26 70H28L26 68ZM81 71H83L85 74H87L90 69L87 65V63H85L82 67H81ZM39 75L41 77H43L45 80H50L51 78L48 76L47 71H41L39 73ZM96 85L97 87L95 89H93V92H97L100 90V88L102 87L104 89L103 91V95L105 97H107L109 95V91L110 89H108L107 85H102V81L99 77L96 78ZM29 94L31 95H37V93H33L31 91V88L28 89ZM53 96L55 97L56 101L59 103V101L63 100L64 101V105H60L62 113L65 116L64 120H61L59 118V116L54 117L55 119V123L58 125H63L65 122L67 123V129H66V135L70 138V139H75L77 142V148L78 150H74L72 148V146L70 144H66L63 145L61 147V137H55L52 140V143L56 146L55 150L56 151H62L65 156H66V162L71 164L74 168L78 167L81 169H84L86 167V160H87V148L86 146L83 144L82 142V137H81V126L80 124L76 121V120H70L67 119V117L69 115H75L77 113L80 112V109L75 108V107H68L66 106L70 100L69 97L67 96H61L60 93L58 91H56L55 88L51 89ZM0 92H4L3 89H0ZM5 95H7L6 92H4ZM73 100H76L83 109H86L89 112L93 111L94 106L99 107L102 109L103 105H95V101L93 99H90L88 97L87 94H84L82 96L80 95H73L72 98ZM57 105H52V107H56ZM3 111L4 115L10 116L12 113L9 109L7 108H2L0 109ZM25 112L27 115L32 116L33 113L29 112L27 109H25ZM99 116H107V113L100 111L98 113H96ZM33 118H36L35 116ZM109 119L111 120H117L120 119L121 120V126L124 125H128L127 127V132L131 135V136H136V125L134 124H130L129 121L124 120L121 117H109ZM88 134L90 136L96 137V136H101L103 139V144L104 145H108L111 144L112 145V155H113V159L117 160V161H132V156L131 155H127V156H123V155H117L116 154V145L119 144L121 147L126 146V141L124 139H116V140H112L110 139L111 135H119V133L115 130V129H94L92 127H88ZM26 131H31L30 128L26 129ZM153 139H155V137H153ZM232 139L234 140V142L239 146L241 144V141L239 139H236L235 137H232ZM40 147H44L47 148V145L44 144L43 140H41ZM133 148H135L136 151H140L141 149L136 147L135 145L132 146ZM173 149L175 154H180L184 151H186L184 145L182 143L176 142L173 144ZM49 151H51V149H49ZM94 158L97 161H101L103 160V156L100 154H95L93 153ZM148 161H151V155H149L147 157ZM89 171H94L93 169H89ZM119 174L122 177L127 178L129 181L132 180H136L138 177L140 178H144L145 177V173L143 170H141V172L137 173L135 171L134 168H120L118 169ZM61 173L62 175H66V171L61 168ZM100 175L104 176L105 173L103 172V170L100 171ZM4 173L0 172V177H3ZM146 177L151 181L152 184V188L154 189V191H149L148 193L144 194L141 193V198L142 199H146V201L150 202V209H146V211H151L152 215L155 216L156 222L160 223L164 218H165V213L163 212H158L157 210V197L160 198L161 201L169 199L168 196V192L165 190H161V181L163 182V184L166 187H170L172 189V197L176 196V176L172 175L171 177L165 176V177H160L159 174L154 175L152 171H148L146 173ZM113 180H115V177L112 178ZM171 179L173 181V183L171 185L168 184V180ZM116 183H119V181H115ZM121 188L123 189L124 192H129L131 191L130 188L126 187L125 185L121 184ZM91 191V190H90ZM184 192L186 193H190L191 189L190 188H184L183 189ZM9 196H14L15 194L12 192H8L7 193ZM25 196H27V194H24ZM124 199L128 200V197L125 195ZM31 202V201H29ZM128 202L130 204H132L131 200H128ZM177 203H179V206L181 208H185V209H191L193 207V205L191 204V202L185 200L183 202L177 201ZM133 208H135V204H132ZM196 211H199V208L196 209ZM180 220H184L186 219L185 216L181 215L179 217ZM58 223L62 222V221H57ZM225 227H231L232 229H235V224H226ZM248 232L250 236H254V230L251 229L250 227L248 228ZM85 235H87V233H85ZM93 239H96V237H93ZM238 239V237H237ZM17 243H29V237L25 234V235H21L19 240L16 241ZM189 248H191V244L188 245ZM241 248H244V244L242 243L240 245ZM240 264H257L256 260H248V261H240ZM259 264H264V256H261L259 259Z\"/></svg>", "mask_w": 264, "mask_h": 264}]
</instances>
